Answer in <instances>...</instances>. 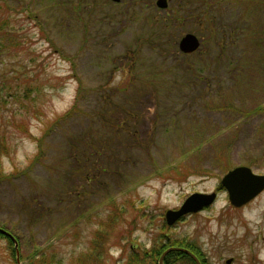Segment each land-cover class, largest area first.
<instances>
[{"label": "rangeland", "instance_id": "rangeland-1", "mask_svg": "<svg viewBox=\"0 0 264 264\" xmlns=\"http://www.w3.org/2000/svg\"><path fill=\"white\" fill-rule=\"evenodd\" d=\"M240 165L264 174V0H0V264H151L176 238L264 264V190L220 184ZM194 192L217 197L167 225Z\"/></svg>", "mask_w": 264, "mask_h": 264}, {"label": "water", "instance_id": "water-1", "mask_svg": "<svg viewBox=\"0 0 264 264\" xmlns=\"http://www.w3.org/2000/svg\"><path fill=\"white\" fill-rule=\"evenodd\" d=\"M160 2L162 3L163 1H158V5L164 6V4H160ZM199 43V39L196 35L193 33H186L179 41L178 48L183 53H191L199 47ZM220 184L227 192L229 203L234 207H241L264 190V174H257L253 172L250 167L240 165L228 170L222 176ZM215 198L216 192H194L187 196L178 208L167 209L165 211V221L168 225H172L182 215L198 212L204 207L211 205ZM0 231L14 239L5 229L0 228ZM177 249L179 248L173 246L166 248L161 253L158 264H163V258L168 252ZM182 250L195 258L189 250ZM227 262H230V259L227 260Z\"/></svg>", "mask_w": 264, "mask_h": 264}, {"label": "flooded vegetation", "instance_id": "flooded-vegetation-1", "mask_svg": "<svg viewBox=\"0 0 264 264\" xmlns=\"http://www.w3.org/2000/svg\"><path fill=\"white\" fill-rule=\"evenodd\" d=\"M109 1L113 4H120L124 0H119V1L109 0ZM158 1L160 0H155V4L157 7L161 9L167 8V0H162L163 1L162 3L164 4V6H159ZM162 3L160 2V4ZM186 216L188 215L182 216L177 222L181 223ZM174 247L179 248V249L168 252L163 258V264H209L206 253L204 252L202 247L197 246L195 242H192V241L188 242L180 238L178 239L176 238ZM182 249L189 250L195 256V258ZM14 251L16 253L15 254L16 261L18 260L19 264H22L20 260L19 250L14 249ZM170 253L172 254L170 255ZM37 261L38 262H35L34 264H42L40 260H37Z\"/></svg>", "mask_w": 264, "mask_h": 264}, {"label": "trees", "instance_id": "trees-1", "mask_svg": "<svg viewBox=\"0 0 264 264\" xmlns=\"http://www.w3.org/2000/svg\"><path fill=\"white\" fill-rule=\"evenodd\" d=\"M75 105L76 104H73L72 106H71V108H69L66 112H64L61 116H59L56 120H55V122H57L59 119H62V118H66V117H68V116H71L72 114H73V112H75ZM0 237H5V238H7L10 242H12L11 240H10V238H9V236H7V235H5L3 232H1L0 231ZM174 241V240H173ZM173 244H175L174 242H173ZM173 244H171V243H169V244H167L165 247L163 246L162 247V250H161V252L165 249V248H167L168 246H173ZM159 255H160V252L158 253ZM172 253H170V255H171ZM159 255H158V257H159ZM157 256H156V258H158ZM157 260L158 259H156V261L155 262H149V263H151V264H157ZM132 264H140V260H139V258H135L134 260H133V262H131Z\"/></svg>", "mask_w": 264, "mask_h": 264}]
</instances>
